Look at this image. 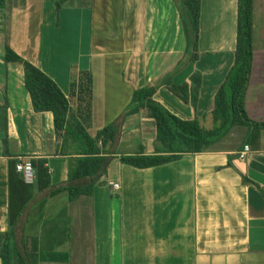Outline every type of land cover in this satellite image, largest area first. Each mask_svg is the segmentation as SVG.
I'll use <instances>...</instances> for the list:
<instances>
[{
    "label": "crops",
    "instance_id": "obj_1",
    "mask_svg": "<svg viewBox=\"0 0 264 264\" xmlns=\"http://www.w3.org/2000/svg\"><path fill=\"white\" fill-rule=\"evenodd\" d=\"M57 1L6 0L0 8V104L5 87L9 152H4L0 130V233L9 228V161L40 158L46 160L50 184L34 189L16 230L27 251L36 239L38 262L42 255L45 261L71 264L72 233H82L79 240L86 245L83 233L89 228L93 264H264V129L259 148L248 144L244 159L237 157L242 147H227L136 168L121 163L119 156L142 147L152 153L154 122L144 110L120 118L119 135L106 146L114 153L107 172L90 195L68 198L61 207L55 198L67 195L63 188L69 156L57 151L52 113L33 110L22 65L5 63L3 57L6 41L50 76L91 136L121 116L136 88L153 84L158 86L155 100L177 116L196 117L210 128L215 94L234 61L237 0H201L195 62H187L186 40L172 0H66L58 11ZM258 3L261 7L262 0ZM221 27L222 37L216 38ZM260 56L253 54L245 108L250 118L264 121V53ZM83 71L93 78L89 111L71 88L73 77ZM195 72L202 83L194 108L161 80L170 75L175 84L190 83ZM100 76L115 86L102 82L97 87ZM244 133L236 130L230 137L240 140ZM133 135L140 137L137 145ZM128 139L132 150L121 152L120 144ZM241 174L260 188L244 183Z\"/></svg>",
    "mask_w": 264,
    "mask_h": 264
},
{
    "label": "trees",
    "instance_id": "obj_2",
    "mask_svg": "<svg viewBox=\"0 0 264 264\" xmlns=\"http://www.w3.org/2000/svg\"><path fill=\"white\" fill-rule=\"evenodd\" d=\"M6 0H0V8ZM66 0H60L57 11ZM179 12L182 31L186 40L187 62L199 59L201 0H172ZM253 9L254 0H237L236 45L234 61L229 68L223 83L219 86L211 111L212 125L206 128L198 118L183 119L162 103L154 99L157 85H141L136 88L121 116L113 123L104 126L91 136L83 121L70 111L69 100L57 83L27 59L17 54L5 41L3 57L5 63H19L23 67V81L29 93L32 108L35 112L49 111L53 115L57 151L60 155L69 156L67 185L63 188L69 200L81 195H90L98 179L104 175L114 158V153L106 146L119 135V119L144 110L146 117L154 122V151L121 154V163L136 167L149 168L180 159L184 154H196L218 151L221 148L236 151L249 144L252 149L259 148L260 131L264 121L249 117L245 108V95L253 62ZM183 63L180 64L182 66ZM93 78L89 71L80 72L73 77L71 88L76 91L81 105L89 111ZM161 82L182 102L197 105L202 83V76L195 72L190 83H173L171 76L166 75ZM4 87L3 102L0 104V130L3 131V148L8 152L7 134V97ZM244 130L245 133L232 139L225 145L231 132ZM223 146L221 147V143ZM230 155L228 165L232 166ZM35 172V184L26 183L16 171L14 159L8 164V224L5 233H0L1 264H38L36 239L32 240L30 251L16 233L22 212L33 196L34 189H43L50 184V175L45 159L31 160ZM246 184H255L241 174ZM259 187L258 184H255ZM260 188V187H259ZM263 191V190H262ZM264 194V191H263ZM21 244L24 248L21 250ZM64 254V255H63ZM61 256L68 257L62 253Z\"/></svg>",
    "mask_w": 264,
    "mask_h": 264
},
{
    "label": "rangeland",
    "instance_id": "obj_3",
    "mask_svg": "<svg viewBox=\"0 0 264 264\" xmlns=\"http://www.w3.org/2000/svg\"><path fill=\"white\" fill-rule=\"evenodd\" d=\"M59 1H57V3ZM256 1H257L256 2L257 3V9H256V12H254V18H253V39H254L253 40V46H254L253 47L254 48L253 54H254V56L257 57V55L260 56L264 53L263 52V48H264V43H263V39H264V1L262 0L261 7H259L260 5L258 3V0H256ZM220 26H222V22L217 23L216 28L220 27ZM223 31H224V27H221V34L216 36V38L222 37ZM214 32H216V31H214ZM73 49H75V51H77V47H75ZM259 49H261V50L259 51ZM102 82H104L106 84V86H109L110 84L115 86V84H116L115 81L110 83L108 81L107 77H104V76L97 77V87L100 86V84ZM92 84H93V82H92ZM102 86H104V85H102ZM252 87H254V86H252ZM134 137H135V139H134ZM139 138L140 137L137 138L136 135H133L132 140L134 139L133 142L136 141L135 145H137ZM236 138H237V135L231 136L230 138H228L226 140L225 145L229 144L232 139H236ZM240 138H241V136H240ZM133 142L130 141L129 139H128V141H123V143L120 144L121 147L119 148V150L121 152H126V150H132ZM221 147H225V146H223V142L221 143ZM55 201L57 202V204L59 206L61 205V207H62L64 205V203L68 202V197H67L66 193H63V194H60L59 196H57L55 198ZM28 234H30V233H28ZM83 234L85 237L84 242L86 245H82L80 243L83 241V239H81V241L79 240V237H83L82 233H79V234L76 232L72 233V236H73L72 244L74 246L73 247L74 248V259L71 262V264H73V262H74V264H93V261H92V254H93V249H94L93 233L89 230V228H87L86 232ZM25 235H27V233H25ZM62 249L63 248H61V250ZM41 251H43L41 253V254H43V253H45L46 250H41ZM38 264H64V263H62V262L59 263V262H54V261L53 262L52 261H45L41 255V258H39Z\"/></svg>",
    "mask_w": 264,
    "mask_h": 264
},
{
    "label": "built area",
    "instance_id": "obj_4",
    "mask_svg": "<svg viewBox=\"0 0 264 264\" xmlns=\"http://www.w3.org/2000/svg\"><path fill=\"white\" fill-rule=\"evenodd\" d=\"M250 151V147L248 144H244L242 149L237 151V157L239 159H244L245 156L248 154ZM15 169L16 171L22 176L23 180L26 183L29 184H34L36 181V172L35 168L29 159H19L15 163ZM112 187L114 189L119 188L118 183H112Z\"/></svg>",
    "mask_w": 264,
    "mask_h": 264
}]
</instances>
